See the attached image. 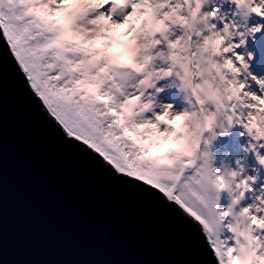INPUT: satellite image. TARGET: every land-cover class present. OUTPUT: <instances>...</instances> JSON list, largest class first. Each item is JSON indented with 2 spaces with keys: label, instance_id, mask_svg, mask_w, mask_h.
I'll return each instance as SVG.
<instances>
[{
  "label": "snow or ice",
  "instance_id": "snow-or-ice-1",
  "mask_svg": "<svg viewBox=\"0 0 264 264\" xmlns=\"http://www.w3.org/2000/svg\"><path fill=\"white\" fill-rule=\"evenodd\" d=\"M0 30L68 136L178 205L211 264H264V183L212 151L238 130L264 168V0H0ZM178 120L187 152L150 155Z\"/></svg>",
  "mask_w": 264,
  "mask_h": 264
},
{
  "label": "water",
  "instance_id": "water-1",
  "mask_svg": "<svg viewBox=\"0 0 264 264\" xmlns=\"http://www.w3.org/2000/svg\"><path fill=\"white\" fill-rule=\"evenodd\" d=\"M208 251L178 205L68 136L0 30V264H211Z\"/></svg>",
  "mask_w": 264,
  "mask_h": 264
},
{
  "label": "rangeland",
  "instance_id": "rangeland-1",
  "mask_svg": "<svg viewBox=\"0 0 264 264\" xmlns=\"http://www.w3.org/2000/svg\"><path fill=\"white\" fill-rule=\"evenodd\" d=\"M256 51L255 48L252 49ZM251 71L254 75L264 78V50L257 52V60L253 62ZM166 100L176 103H182L181 97L174 93L168 92L165 96ZM215 141V156L217 157V166H228L236 169V161L240 160L249 175H259L260 182L264 183V168L259 167L255 163V158L244 151L247 147V137L241 131H237L236 140L231 141L227 136H220ZM255 169V171H253Z\"/></svg>",
  "mask_w": 264,
  "mask_h": 264
},
{
  "label": "clouds",
  "instance_id": "clouds-1",
  "mask_svg": "<svg viewBox=\"0 0 264 264\" xmlns=\"http://www.w3.org/2000/svg\"><path fill=\"white\" fill-rule=\"evenodd\" d=\"M183 121H174V125L176 126V132L173 133V136L166 142L165 148L163 151H158L156 149L153 150L150 155L153 156H164L167 155L169 151H175L177 153H186L188 150V143H189V137L185 131L181 127ZM177 134H179L180 138L177 139ZM147 140L144 141L145 144H147ZM162 164H168L171 163V161L163 160L161 161Z\"/></svg>",
  "mask_w": 264,
  "mask_h": 264
}]
</instances>
